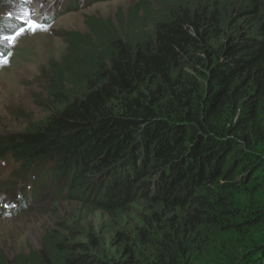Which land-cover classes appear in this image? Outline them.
Listing matches in <instances>:
<instances>
[{"label": "trees", "instance_id": "trees-1", "mask_svg": "<svg viewBox=\"0 0 264 264\" xmlns=\"http://www.w3.org/2000/svg\"><path fill=\"white\" fill-rule=\"evenodd\" d=\"M85 25L49 65L45 118L0 158L53 202L168 217L114 264H264V0H139ZM84 248L48 233L0 264H110Z\"/></svg>", "mask_w": 264, "mask_h": 264}, {"label": "rangeland", "instance_id": "rangeland-1", "mask_svg": "<svg viewBox=\"0 0 264 264\" xmlns=\"http://www.w3.org/2000/svg\"><path fill=\"white\" fill-rule=\"evenodd\" d=\"M176 1L161 0V3ZM138 3L139 0L96 1L42 24L46 30L26 31L10 47L7 42L0 44L5 54L11 52L8 63L0 66V139L20 138L27 128L45 118L50 105L49 65L61 62L68 54L66 32L86 33L87 17L115 18L119 12L127 14ZM25 11L30 12L34 20L36 9L27 0L16 6L1 0L0 19L11 22H0V35L14 34L23 26L19 17ZM46 200L34 203L31 211L21 216L0 218V257L11 261L20 255L41 251L45 235L57 233L69 242L85 246L81 255L93 258L95 263L114 264L126 256L130 244L139 246L147 242L149 232L160 230L168 220L165 215L156 217L155 210L141 199H135L126 213L115 217L90 208L82 201L50 202L48 197ZM143 231L147 232V238L143 237Z\"/></svg>", "mask_w": 264, "mask_h": 264}, {"label": "snow or ice", "instance_id": "snow-or-ice-1", "mask_svg": "<svg viewBox=\"0 0 264 264\" xmlns=\"http://www.w3.org/2000/svg\"><path fill=\"white\" fill-rule=\"evenodd\" d=\"M30 2V0H28ZM21 19V23L23 26L19 27L18 30L14 34L10 35H0V44L7 42V46L10 47L15 44L17 38L24 34L26 31L35 32L36 30H46V26L42 25L33 19H31L30 12H23ZM11 56V52L9 51L5 54L3 51H0V66H4L8 63V58Z\"/></svg>", "mask_w": 264, "mask_h": 264}, {"label": "bare ground", "instance_id": "bare-ground-1", "mask_svg": "<svg viewBox=\"0 0 264 264\" xmlns=\"http://www.w3.org/2000/svg\"><path fill=\"white\" fill-rule=\"evenodd\" d=\"M66 15V14H65Z\"/></svg>", "mask_w": 264, "mask_h": 264}]
</instances>
